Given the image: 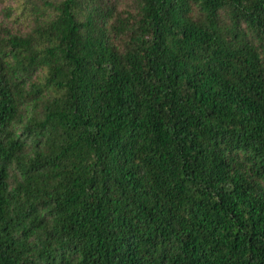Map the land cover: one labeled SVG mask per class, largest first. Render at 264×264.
Returning a JSON list of instances; mask_svg holds the SVG:
<instances>
[{
  "label": "trees",
  "instance_id": "trees-1",
  "mask_svg": "<svg viewBox=\"0 0 264 264\" xmlns=\"http://www.w3.org/2000/svg\"><path fill=\"white\" fill-rule=\"evenodd\" d=\"M19 1L0 264H264V0Z\"/></svg>",
  "mask_w": 264,
  "mask_h": 264
},
{
  "label": "rangeland",
  "instance_id": "rangeland-1",
  "mask_svg": "<svg viewBox=\"0 0 264 264\" xmlns=\"http://www.w3.org/2000/svg\"><path fill=\"white\" fill-rule=\"evenodd\" d=\"M7 6L14 8L12 17L10 19L4 18L1 12L2 8L7 7ZM22 15L23 13L21 11V3L19 0H0V21L1 22H4L6 25H10L14 28H21L25 26V24L28 25V21H30L29 19H27L26 22L24 23ZM38 74L43 75L42 72H38ZM33 77H35V75ZM40 80L41 82L43 81L42 78ZM22 112L23 114L28 115L30 112V104L27 106H24L22 108Z\"/></svg>",
  "mask_w": 264,
  "mask_h": 264
}]
</instances>
